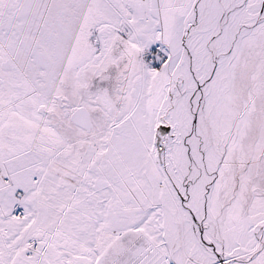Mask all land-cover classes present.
Here are the masks:
<instances>
[{"label":"snow or ice","instance_id":"1","mask_svg":"<svg viewBox=\"0 0 264 264\" xmlns=\"http://www.w3.org/2000/svg\"><path fill=\"white\" fill-rule=\"evenodd\" d=\"M0 264H264V0H0Z\"/></svg>","mask_w":264,"mask_h":264}]
</instances>
